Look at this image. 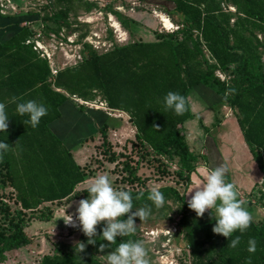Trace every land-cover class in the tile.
I'll list each match as a JSON object with an SVG mask.
<instances>
[{"label":"trees","instance_id":"16d2710c","mask_svg":"<svg viewBox=\"0 0 264 264\" xmlns=\"http://www.w3.org/2000/svg\"><path fill=\"white\" fill-rule=\"evenodd\" d=\"M49 1L56 11L51 16L45 15L43 20L50 21L52 26L48 30L56 33L64 26L71 28L68 22L71 12L76 15L81 9L89 13L97 8L96 3L87 0ZM166 1L175 5L170 14L175 13L179 18L176 32L156 33V40L152 42L116 44L105 53L86 45V58L57 75L52 73L49 61L42 59L33 45L26 44L34 31L21 24L37 15L33 12L14 17L0 14V103L6 105L9 119L7 132H0V142L10 146L2 154L0 170L6 171L5 178L16 192L22 210H35L48 202L89 197L86 191L78 192L77 186L94 173L87 174L77 163L70 141L60 139L51 129L62 117L61 108L72 97L84 101L101 97L111 110L128 114L136 129V139L147 154L158 157L159 161L164 157L178 158V175L191 185L198 157L191 151L181 126L194 118L188 100L191 91L199 85L210 87L237 111L239 126L264 182V38L258 36H264V0ZM223 4H230L236 12L225 9ZM111 12L129 32L137 24L117 11ZM6 29L12 30L7 38L1 34ZM217 71L230 75V81H222ZM230 89L235 90L234 94L225 100L224 94ZM170 91L187 98L188 110L184 115L177 116L165 108L164 97ZM13 97L17 98L15 103ZM29 100L47 109V115L36 128L25 125L23 122L29 117L20 116L16 111L17 103ZM79 108L83 114L72 129L73 137L87 132L86 138H92L99 133L106 143L109 129L118 125L116 120L103 111ZM116 158L111 156L112 161ZM125 168L137 178L128 163ZM126 191L132 195L133 212L145 205L151 208V214L163 212L169 198L180 204L178 225L190 246L194 264H248L249 260L251 264H264V219L253 218L244 233L236 231L226 238L213 233L216 221L211 210L198 217L188 207L190 196L174 187L159 189L165 200L159 208L147 199L149 189ZM141 192L143 198L136 200ZM259 192L264 206V192ZM139 220L137 217L135 223ZM10 222L11 232H0V259L7 252L31 243L23 219L11 218ZM105 226V223L97 226L95 245L88 244V237L82 235L84 252L79 251L78 244H61L39 264H103L98 254L114 251L120 242L137 241L134 234L117 237L116 243L109 244L101 238ZM236 236H240V244L236 248L228 247ZM249 239L257 242L254 254L247 251ZM102 243L106 245L103 253L98 251Z\"/></svg>","mask_w":264,"mask_h":264},{"label":"rangeland","instance_id":"374dc122","mask_svg":"<svg viewBox=\"0 0 264 264\" xmlns=\"http://www.w3.org/2000/svg\"><path fill=\"white\" fill-rule=\"evenodd\" d=\"M87 1L96 3L97 8L89 13L82 9L76 15L71 12L68 22L71 24L70 29L74 31L72 33L69 32L70 29L66 26L62 27L58 33L48 30L52 24L48 20L44 21L43 17L45 15L51 16L56 11L51 7L52 3L49 0H2L0 1V9L7 16L13 13L19 15L30 12L37 15L31 19L32 23L27 24L33 28L36 34L39 30L44 34V47L48 49L47 52H49L54 62L56 71L76 67L80 64L87 56L86 45H89L98 53H105L116 44L126 45L138 41H155L156 33H173L180 26L178 16L175 13L170 14L175 9V5L170 2L167 3L166 0ZM13 5L15 10L12 8ZM223 7L234 13L236 12L230 4H223ZM111 11H117L136 21L137 24L133 25L132 30L129 32L121 26L117 17ZM160 15L170 19L174 24V28L166 30L160 21ZM173 20L176 22H173ZM84 34L86 36L81 39ZM48 35L56 36L55 40L59 43L58 47L54 48L50 45V41L46 38ZM64 36L67 39H63ZM258 36L260 39L264 38L261 34ZM69 37L75 41L74 44H69ZM179 38L181 39L182 35H179ZM34 39L35 37L31 40ZM41 52L44 54L43 51ZM221 73L223 75L221 80L229 82L230 75ZM82 101L86 103L81 104ZM102 103L105 104L106 102L101 97L89 101L72 97L69 106H67L69 111H71V107L77 109L76 113L70 112L72 118L67 123L68 127L76 121L74 116L80 113L79 107L81 106L103 111L106 115L115 119L118 124L117 127L109 129L106 143H104V139L99 133L92 138H86L85 136L74 138L72 134L64 137V140L70 141V146L74 148L73 154L77 159V163L86 169L87 174L89 172L94 173L86 181L92 180L98 174H107L112 186L117 190L144 191L152 188L159 190L162 187L170 186L176 188L181 194H188L190 200L195 189L204 182L203 177L196 172L192 176L193 183L187 185L185 180L178 175L180 169L178 158L169 160L164 157L159 158V161L157 160L158 157L149 156L136 139V129L131 123L129 115L120 111L104 110L101 107ZM226 105L228 104L226 103ZM183 129L181 128L182 132ZM193 148L195 147L193 146ZM112 155L117 157L116 160H111ZM126 163L134 169L136 179L125 168ZM5 173L4 169L0 170V232L10 233L11 218L16 221L22 218L23 224L26 225L25 232L31 243L23 248L7 252L5 257L0 259V264H39L44 256L52 255L61 244L75 246L81 241L83 232L79 227L77 209L79 202L84 200V197L73 201L63 200L43 203L35 210L25 211L22 210L16 199V192L7 182ZM86 188L87 185L82 183L77 186V191L83 192L86 191ZM192 191L193 193L190 194ZM244 196L242 194V197ZM239 199L241 200V198ZM244 206L247 205L244 204ZM260 206L261 204L257 202V209ZM180 207V204L174 199L169 198L163 212H155L147 219L135 223L137 226L135 235L137 240L144 243L148 252L149 264H194L185 235L178 225ZM261 215L258 217L261 218ZM69 216L73 218L76 227L65 223ZM258 217L253 216L256 221H259ZM107 254H109L108 251L106 254H98L103 264H106L104 255Z\"/></svg>","mask_w":264,"mask_h":264},{"label":"clouds","instance_id":"9594fccd","mask_svg":"<svg viewBox=\"0 0 264 264\" xmlns=\"http://www.w3.org/2000/svg\"><path fill=\"white\" fill-rule=\"evenodd\" d=\"M234 89L226 91L224 99L230 94H234ZM22 99V98H21ZM17 100L13 97V103ZM165 108L173 110L177 116H182L188 110V100L185 96L168 92L164 97ZM6 105L0 103V132L8 130V116L5 111ZM16 111L20 116L27 115L29 119L23 123L30 124L36 128L42 117L47 115V109L44 105L38 104L34 100L17 103ZM157 131L159 129L154 125ZM10 146L6 142H0V158L2 154L9 151ZM228 169L224 164H220L207 172L204 182L195 189L194 195L188 201V207L193 210L198 217H203L207 210H211L216 221L212 231L214 234L230 238L236 231L244 233L253 221L252 214L244 207V201L238 199L239 192L237 186L232 182H226ZM87 185L86 192L88 199L81 200L77 209L79 227L83 234L88 237V244L95 245L97 236V226L104 222L106 226L102 229V240L114 244L117 237L132 236L136 232L135 220L138 217L141 221L147 219L151 214V208L147 205L133 212V198L129 191L117 190L107 174H98L92 180L84 181ZM193 193L190 192V194ZM144 193L136 196V200H141ZM147 199L157 208L162 207L165 200L161 191L152 188L149 191ZM126 217V219H120ZM66 224L73 227L77 225L73 218L69 216L65 220ZM241 242L240 236L230 240L228 247L236 248ZM80 252H84L86 245L83 242L78 243ZM257 242L255 239H249L247 251L250 254L256 252ZM105 244H100L98 251H105ZM106 264H149L148 252L142 241L128 240L120 242L114 251L104 255ZM248 264H251L249 260Z\"/></svg>","mask_w":264,"mask_h":264},{"label":"crops","instance_id":"0c3cea01","mask_svg":"<svg viewBox=\"0 0 264 264\" xmlns=\"http://www.w3.org/2000/svg\"><path fill=\"white\" fill-rule=\"evenodd\" d=\"M12 8L15 10L14 5ZM0 14L6 16L1 9ZM15 14L9 16H17ZM31 21L27 20L21 26L33 30L27 24L32 23ZM11 32V29H6L1 34L6 37ZM188 100L194 118L185 122L181 128H184V133H182L185 135L189 146L191 145V151L198 157L196 171L204 179L208 171L224 164L228 169V174L225 177L226 182H232L237 186L238 199L246 200L244 204L247 206L244 207L256 218L262 214V217L258 218L259 221L263 220L264 206L259 199V191L264 192L263 175L245 141L237 120V111L226 105L215 90L203 85L196 86L189 94ZM68 104L61 108L62 117L51 126L52 131L62 140L66 135L72 134V129L75 126L73 124H76L83 114L81 112L76 114L74 116L76 121L69 125V127L72 126L70 129H67L69 128L67 123L72 118L70 112H77V109L72 107L69 111ZM83 136L88 137V133L86 132ZM199 181L201 180L199 179ZM254 192H256L255 195ZM242 194L245 196L242 197ZM257 202L261 204L258 209L256 207Z\"/></svg>","mask_w":264,"mask_h":264},{"label":"built area","instance_id":"2783aa9c","mask_svg":"<svg viewBox=\"0 0 264 264\" xmlns=\"http://www.w3.org/2000/svg\"><path fill=\"white\" fill-rule=\"evenodd\" d=\"M58 36V35H57ZM61 36H63V35H61ZM35 37V39L34 40H31L32 38H34ZM32 38H29L27 41H26V44L27 45H33V49L40 55V57L42 58V59H46V60H48L49 61V63H50V66H51V69H52V73L54 74V75H57V73L59 72L58 70L56 71L55 69H54V62L52 61V59H51V56H50V54H49V52H47V50L48 49H46V47H44V45H45V36H44V34L42 33V31H40L39 30V32L36 34H34V36L32 37ZM49 41H50V45L51 46H53L54 48H56V47H58L59 45V43L55 40V38H56V36L55 35H48L47 37H46ZM63 39H67V37H63ZM63 42V41H62ZM68 42H69V44H74L75 43V41H73L72 40V38L71 37H69L68 38ZM91 44V43H90ZM49 46V45H48ZM46 49V50H45ZM41 51H43L44 52V54H42V52ZM216 75L221 79V78H223V75H222V73L220 72V71H218L217 73H216ZM224 81V80H223ZM82 103H86V102H81V104ZM104 110H110V111H112L108 106H107V103H105V104H103L102 103V106H101ZM96 108H98V107H96ZM70 226V225H69ZM189 247V249H190V246H188ZM191 250V249H190ZM190 255H191V251H190Z\"/></svg>","mask_w":264,"mask_h":264},{"label":"bare ground","instance_id":"6f19581e","mask_svg":"<svg viewBox=\"0 0 264 264\" xmlns=\"http://www.w3.org/2000/svg\"><path fill=\"white\" fill-rule=\"evenodd\" d=\"M159 18H160V21L166 30H170V29L174 28V24L166 16L160 15Z\"/></svg>","mask_w":264,"mask_h":264}]
</instances>
